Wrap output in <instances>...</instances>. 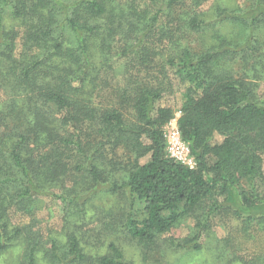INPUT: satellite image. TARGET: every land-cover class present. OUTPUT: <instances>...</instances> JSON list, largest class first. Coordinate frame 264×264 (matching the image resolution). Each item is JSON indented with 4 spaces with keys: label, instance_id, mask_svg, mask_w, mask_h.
<instances>
[{
    "label": "trees",
    "instance_id": "trees-1",
    "mask_svg": "<svg viewBox=\"0 0 264 264\" xmlns=\"http://www.w3.org/2000/svg\"><path fill=\"white\" fill-rule=\"evenodd\" d=\"M142 1L0 0V254L18 234L9 230L13 202L25 211L38 196L53 194L84 208L102 183L143 205L145 217L128 215L126 227L147 244L208 200L218 199L199 219L194 242L233 194L241 201L235 214L248 213V221L264 203L258 194L264 189V101L248 74L221 67L247 65L254 58L264 0L256 1L259 15L250 19L220 7L209 18L202 10L207 0L188 5L186 0H147L139 10ZM6 12L12 16L10 27ZM162 18L168 19L164 28L176 53L154 65L153 57L165 56L150 47L163 42L154 32ZM226 21L246 23L249 39L228 40L220 32ZM171 22L178 23V39ZM184 32H212V42L195 52L183 46ZM118 35L124 38L114 63L109 39ZM262 56L254 65H264ZM169 71L185 87L178 127L197 161L195 169L166 151L165 127L176 111L172 88L164 84ZM101 166L124 171L125 181H105ZM68 239L74 262L130 264L115 245L109 256L89 258L75 236ZM28 264H34L33 250Z\"/></svg>",
    "mask_w": 264,
    "mask_h": 264
},
{
    "label": "rangeland",
    "instance_id": "rangeland-1",
    "mask_svg": "<svg viewBox=\"0 0 264 264\" xmlns=\"http://www.w3.org/2000/svg\"><path fill=\"white\" fill-rule=\"evenodd\" d=\"M256 1L207 0L202 10L209 12V18H213L212 13L220 7L241 19L242 17L250 19L259 15V12L254 10ZM185 3L188 5L191 0H186ZM146 5L147 0H143L138 9H145ZM5 18L7 27H10L11 13L6 12ZM167 21V18H162L155 27L156 38L163 39V42L150 47L158 49L159 53L162 51L165 56L156 59L153 57L154 65H162L167 56L176 53L173 51V38L169 36V29L164 28L167 26ZM176 25L177 22H171L169 27L175 29L174 38L178 39L180 33ZM162 28L167 35L162 36L160 31ZM220 32L228 40L243 43L249 39L251 30L246 23L226 21ZM211 34L212 32L203 36L184 32L182 35L186 38L183 46L188 45L191 50L199 53L204 49L202 46L204 42L211 44L213 36ZM255 36L258 40L257 50L253 53L254 58L247 65L238 63L221 65V67L230 69L231 66L235 73L239 72V76L248 74L251 81L257 85V96L263 102L264 65L254 64L264 54V26L255 33ZM123 38V35H118L109 39V43L114 47L112 51L114 63L117 60L115 53L120 51L116 47H120L119 43ZM134 65L139 64L135 61ZM169 75L164 80V84L172 88L173 94L169 97L172 103H175L176 111L175 119L165 129L176 121L178 123L185 89L174 71H169ZM1 95L0 107L3 99ZM104 98L103 102L107 104L110 97ZM3 129L2 127L0 132ZM215 142L217 141L213 144ZM119 153H122L121 150ZM192 159L195 169L197 161L194 155ZM106 167H100L105 181L110 183L125 181L124 171H113ZM67 183L70 185L69 182ZM108 185L109 183H102L96 186L97 192L93 200L84 208L76 207L75 204L70 205L68 200L59 199L53 194L38 196L25 211L20 202H13L8 211L12 223L9 230L10 234H18L12 241V246L0 254V264H28L32 250L34 264H87L73 261L68 248V238L71 235L78 239L82 252L89 258L109 256L110 246L115 245L122 252L124 261L130 264H264V203L251 213L253 221H248L246 219L248 213L242 216L235 214V211L241 208V201L237 194H233L231 202L226 207L211 214L206 230L202 232L200 239L194 242L198 233L199 219L207 216V212L214 208L218 201L216 198L208 200L195 214L184 218L170 232L161 235L154 244H147L133 237L126 227L128 215L138 220L145 217L143 205L133 195L122 192L111 193ZM58 194L63 195L60 191ZM258 194L264 196V189H260ZM220 200L222 199L220 198L219 202ZM194 244L198 246L197 250L193 248Z\"/></svg>",
    "mask_w": 264,
    "mask_h": 264
},
{
    "label": "built area",
    "instance_id": "built-area-1",
    "mask_svg": "<svg viewBox=\"0 0 264 264\" xmlns=\"http://www.w3.org/2000/svg\"><path fill=\"white\" fill-rule=\"evenodd\" d=\"M174 123L165 129L167 154L170 159L194 169L195 163L192 159L190 146L183 141L177 121Z\"/></svg>",
    "mask_w": 264,
    "mask_h": 264
}]
</instances>
